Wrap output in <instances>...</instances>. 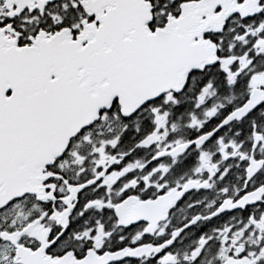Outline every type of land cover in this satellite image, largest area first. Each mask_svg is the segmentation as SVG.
<instances>
[{"label": "snow or ice", "instance_id": "obj_1", "mask_svg": "<svg viewBox=\"0 0 264 264\" xmlns=\"http://www.w3.org/2000/svg\"><path fill=\"white\" fill-rule=\"evenodd\" d=\"M0 264H264V0H0Z\"/></svg>", "mask_w": 264, "mask_h": 264}]
</instances>
